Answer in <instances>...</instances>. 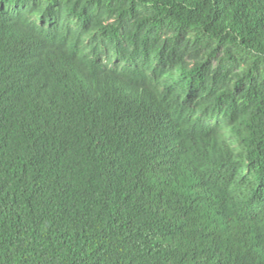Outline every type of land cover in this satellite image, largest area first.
<instances>
[{
	"label": "trees",
	"instance_id": "trees-1",
	"mask_svg": "<svg viewBox=\"0 0 264 264\" xmlns=\"http://www.w3.org/2000/svg\"><path fill=\"white\" fill-rule=\"evenodd\" d=\"M0 264H264V0H0Z\"/></svg>",
	"mask_w": 264,
	"mask_h": 264
}]
</instances>
